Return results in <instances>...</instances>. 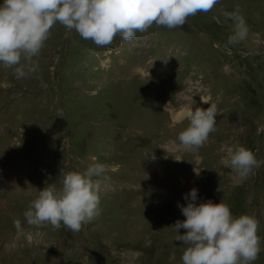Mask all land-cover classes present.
Instances as JSON below:
<instances>
[{
	"label": "rangeland",
	"instance_id": "obj_1",
	"mask_svg": "<svg viewBox=\"0 0 264 264\" xmlns=\"http://www.w3.org/2000/svg\"><path fill=\"white\" fill-rule=\"evenodd\" d=\"M236 9L249 32L229 44L234 25L223 13ZM34 59L37 71L22 79L0 64V264H181L176 237L186 230L174 224L194 186L197 202L223 199L257 219L251 264H264V0H218L182 26L153 24L103 47L57 22ZM182 94L194 95L193 110L210 106L201 96L218 110L196 152L177 147L188 123L178 114L192 103ZM233 144L260 161L245 178L221 164ZM92 156L107 165L100 214L78 232L28 224L39 190Z\"/></svg>",
	"mask_w": 264,
	"mask_h": 264
},
{
	"label": "clouds",
	"instance_id": "obj_2",
	"mask_svg": "<svg viewBox=\"0 0 264 264\" xmlns=\"http://www.w3.org/2000/svg\"><path fill=\"white\" fill-rule=\"evenodd\" d=\"M218 0H2L0 2V64L11 68L17 79L26 78L38 69V57L53 25L57 22L75 30L83 39L97 46L110 45L119 35L130 40L151 25L175 28L185 24L189 16L207 12ZM232 20L233 32L229 44H237L248 36V26L239 10L224 12ZM194 96V95H193ZM193 96L183 95L192 103L184 109L187 125L178 133V148L198 151L215 130L217 107L210 98L207 108L196 107ZM177 121H172L174 126ZM175 144V141L170 142ZM170 144H161L172 152ZM225 155L221 164L245 178L257 166L255 153L242 144L222 146ZM180 161L183 157L172 154ZM153 158H155L153 156ZM85 170L62 173L61 185L49 184L39 190L23 213L30 225L45 222L54 228L61 224L72 232L100 214V183L97 179L107 165L91 157ZM197 175L200 170L194 169ZM186 204H178L185 219H177L176 229H185L176 239L185 244L181 264H251L261 251V237L257 234L258 221L249 214L236 216L221 199H198V188L184 194ZM21 229V221H14Z\"/></svg>",
	"mask_w": 264,
	"mask_h": 264
},
{
	"label": "bare ground",
	"instance_id": "obj_3",
	"mask_svg": "<svg viewBox=\"0 0 264 264\" xmlns=\"http://www.w3.org/2000/svg\"><path fill=\"white\" fill-rule=\"evenodd\" d=\"M187 94H189V93H187ZM182 115H184V113L183 112H180L179 114H178V117H180V116H182ZM176 117V116H175ZM176 119V118H175ZM178 119V118H177ZM179 120V119H178ZM220 126V125H219Z\"/></svg>",
	"mask_w": 264,
	"mask_h": 264
}]
</instances>
